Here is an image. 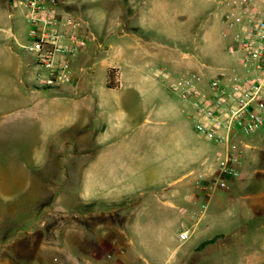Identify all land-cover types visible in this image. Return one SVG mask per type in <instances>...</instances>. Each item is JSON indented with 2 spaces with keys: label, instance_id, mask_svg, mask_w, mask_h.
<instances>
[{
  "label": "rangeland",
  "instance_id": "rangeland-1",
  "mask_svg": "<svg viewBox=\"0 0 264 264\" xmlns=\"http://www.w3.org/2000/svg\"><path fill=\"white\" fill-rule=\"evenodd\" d=\"M12 1L0 0V10L13 13L26 35L25 11ZM227 1L63 0V8L81 21L84 34L91 31L105 49L115 45L113 34L125 30L129 19L141 17L138 27L145 41L143 58L137 61L141 75L168 77L162 91L176 111V125L193 127L198 133L192 99L184 101L173 87L196 75L200 91L209 94L211 80L225 74L221 68L235 62L241 65V58L230 52L233 36L241 30L240 15ZM22 55L32 60L25 50ZM97 60L87 65L80 92L90 90L91 75L94 88L104 78ZM31 70L34 83L41 86L37 75L43 72L35 65ZM237 72L243 75V70ZM75 84L48 90L61 93ZM144 90L159 91L155 84H145ZM162 102L151 100L143 127L163 133L173 126V119L155 112ZM69 133L62 140L50 141L48 147L0 145V264H264V131L250 136L238 133L233 140L241 152V177L228 179V189H218L208 198L203 217L194 216L179 225L160 243L130 241L124 236L113 244L100 245L91 243L102 233L97 225L115 222L79 204V171L88 162V154L84 153L83 134ZM197 136L207 143L203 160L215 168L222 148ZM184 231L191 235L181 242ZM99 246L100 259L86 253Z\"/></svg>",
  "mask_w": 264,
  "mask_h": 264
},
{
  "label": "crops",
  "instance_id": "crops-1",
  "mask_svg": "<svg viewBox=\"0 0 264 264\" xmlns=\"http://www.w3.org/2000/svg\"><path fill=\"white\" fill-rule=\"evenodd\" d=\"M140 19H129L125 30L113 34L115 45L108 49L89 31L88 48L73 62L76 84L52 93L34 83L33 60L22 55L28 34L22 33L13 13L0 10V145L42 148L72 130L83 134L88 162L79 171V204L115 222L97 225L102 233L91 241L96 245L113 244L124 236L160 243L179 225L200 217V207L208 203L203 188L215 169L203 160L207 143L194 128L176 125V111L162 91L168 77L141 75L137 61L143 58L145 41ZM94 60L105 76L94 88L91 75L90 90L80 92L87 65ZM221 69L233 75L242 68L235 62ZM108 81L115 87L109 88ZM145 84H155L159 91L146 92ZM151 100L163 101L157 115L173 119L163 133L143 127ZM99 248L86 253L100 259Z\"/></svg>",
  "mask_w": 264,
  "mask_h": 264
},
{
  "label": "built area",
  "instance_id": "built-area-1",
  "mask_svg": "<svg viewBox=\"0 0 264 264\" xmlns=\"http://www.w3.org/2000/svg\"><path fill=\"white\" fill-rule=\"evenodd\" d=\"M12 2L25 11L29 44L21 48L43 72L37 75L41 86L51 89L72 84L73 62L88 48L92 35L82 32L81 21L66 12L63 0ZM227 6L240 15L241 30L233 36L230 52L241 58L243 75L213 78L209 94L200 91L196 75L173 87L184 101L192 99L197 132L222 148L203 188L208 198L218 189H228V179L241 177V152L233 142L238 133L250 136L264 131V0H229ZM206 210L205 203L200 217ZM190 235L189 231L180 233V241Z\"/></svg>",
  "mask_w": 264,
  "mask_h": 264
},
{
  "label": "trees",
  "instance_id": "trees-1",
  "mask_svg": "<svg viewBox=\"0 0 264 264\" xmlns=\"http://www.w3.org/2000/svg\"><path fill=\"white\" fill-rule=\"evenodd\" d=\"M114 73H115L114 71H112V73L110 72V74H114ZM107 86H108L109 88H114V87H115L110 81H108ZM60 92H62V91H60Z\"/></svg>",
  "mask_w": 264,
  "mask_h": 264
}]
</instances>
